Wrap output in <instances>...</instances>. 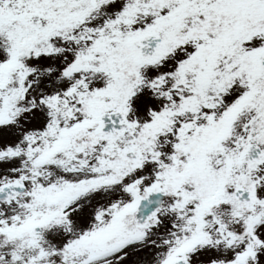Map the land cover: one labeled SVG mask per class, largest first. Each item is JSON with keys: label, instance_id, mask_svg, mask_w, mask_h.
Segmentation results:
<instances>
[{"label": "snow or ice", "instance_id": "6c2138e0", "mask_svg": "<svg viewBox=\"0 0 264 264\" xmlns=\"http://www.w3.org/2000/svg\"><path fill=\"white\" fill-rule=\"evenodd\" d=\"M0 264H264V0H0Z\"/></svg>", "mask_w": 264, "mask_h": 264}]
</instances>
